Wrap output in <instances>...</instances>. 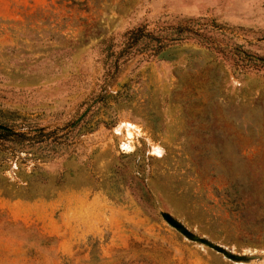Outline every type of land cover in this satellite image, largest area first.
<instances>
[{
  "label": "rangeland",
  "instance_id": "rangeland-1",
  "mask_svg": "<svg viewBox=\"0 0 264 264\" xmlns=\"http://www.w3.org/2000/svg\"><path fill=\"white\" fill-rule=\"evenodd\" d=\"M0 125V264H264V0H0Z\"/></svg>",
  "mask_w": 264,
  "mask_h": 264
},
{
  "label": "water",
  "instance_id": "water-1",
  "mask_svg": "<svg viewBox=\"0 0 264 264\" xmlns=\"http://www.w3.org/2000/svg\"><path fill=\"white\" fill-rule=\"evenodd\" d=\"M81 118L82 117H80V119ZM0 130L7 131V132L10 131L9 128L2 126V125H0ZM160 215H161L162 219L165 221V223H167L172 229H174L176 232H178L180 235H182L184 239H186L187 241L194 243L196 245L206 247V248L214 251L215 253L222 255L225 259L231 261L232 263L245 264V263H248L249 261H251L253 259L259 258L257 256L236 255V254L230 252L229 250H227L226 248H224L220 245H217L214 242H212V241H210L204 237H200V236L196 235L195 233L189 231L183 224H181L178 220H176L175 218H173L169 214L161 213Z\"/></svg>",
  "mask_w": 264,
  "mask_h": 264
},
{
  "label": "trees",
  "instance_id": "trees-1",
  "mask_svg": "<svg viewBox=\"0 0 264 264\" xmlns=\"http://www.w3.org/2000/svg\"><path fill=\"white\" fill-rule=\"evenodd\" d=\"M159 47H161V45Z\"/></svg>",
  "mask_w": 264,
  "mask_h": 264
}]
</instances>
